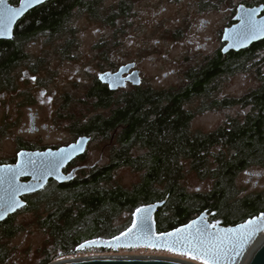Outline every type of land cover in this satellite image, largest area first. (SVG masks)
<instances>
[{
  "label": "trees",
  "instance_id": "trees-1",
  "mask_svg": "<svg viewBox=\"0 0 264 264\" xmlns=\"http://www.w3.org/2000/svg\"><path fill=\"white\" fill-rule=\"evenodd\" d=\"M228 1L200 0L199 5L206 10ZM239 4L252 7L264 5V0ZM131 8V0L109 7H104V0H51L30 11L16 25L12 40L0 41V93L12 83L11 73L19 63L32 61L25 57L30 41L39 36L50 43L58 41L59 56L72 60L76 30L70 22L75 16L108 26L116 37L119 30L123 32ZM231 24L230 19L226 27ZM108 40L94 47L102 65L109 63ZM33 61L40 69L42 59ZM237 74L249 76L255 85L240 97L220 98L222 82ZM71 98L64 96L58 120L78 135L99 138L107 145L109 159L67 184L51 183L31 198L29 208L43 204L44 211L34 215L53 242L40 264H51L59 257L56 251L60 256L75 254L74 249L84 241H109L122 235L128 226H117L116 220L154 203L165 202L154 217L158 234L176 230L202 213L222 227L264 214V193L241 197L235 185L242 172L264 168V41L239 53L223 56L219 49L202 57L183 70L182 83L176 87L154 89L141 83L110 92L94 78L75 97V103ZM72 108L81 112L62 113ZM227 108L237 109V114L217 129L208 133L192 130L197 115ZM122 168L139 177L128 188L113 179ZM188 173L211 181L210 190L189 192L184 186ZM13 233L14 228L8 227L2 238ZM4 257L0 247V263Z\"/></svg>",
  "mask_w": 264,
  "mask_h": 264
},
{
  "label": "rangeland",
  "instance_id": "rangeland-1",
  "mask_svg": "<svg viewBox=\"0 0 264 264\" xmlns=\"http://www.w3.org/2000/svg\"><path fill=\"white\" fill-rule=\"evenodd\" d=\"M119 1L104 0V7ZM199 1L131 0V16L128 17L123 32L119 30L116 37H113V30L108 26L86 16H75L70 22L76 30L72 60L60 57L57 53L58 41L50 43L45 36H39L26 44L27 54L31 58L42 59L43 63L40 64L37 76H30L26 68H18L15 73L16 90L12 95H0V127L3 125V117L8 113L6 105L9 106L8 122L11 123L9 130L0 134V157L13 156L15 139L18 137L31 142L41 139L45 145L68 141L70 137L63 133L66 130L64 124L60 120L55 124L62 98L67 94L72 98L81 95L92 79L99 73L111 71V67L115 65L135 63L142 83L154 89L181 85L183 70L188 65L196 63L202 57L213 55L221 48L220 32L232 20V5L236 7L245 0H229L219 7L206 10L200 8ZM103 39H109L110 45L109 63L104 62V65L98 61L94 49ZM32 77H36V82H33ZM254 85L253 79L244 74L230 76L222 82L219 97H240ZM41 92L44 93L43 97L40 96ZM21 93L32 95L35 104L23 106ZM35 114V127L38 132H33L30 119V115ZM235 114V108L207 111L196 116L191 128L208 133ZM101 153L104 156L100 166H104L109 159V150L105 149V143L94 144L89 148L87 164L99 162ZM113 179L117 184L128 188L139 177L129 169L122 168L114 173ZM211 185V181L200 180L193 173H188L184 179V186L189 192H206ZM235 185L241 197L264 193V168H252L242 172L237 176ZM134 215L122 214L116 220V225L128 226L129 230L134 224ZM36 220L37 216L29 213L20 214L14 220L13 235L0 239V247L5 255L0 264H40L44 251L50 250L53 242ZM209 224L218 225L216 222ZM103 250H79L77 247L74 249L75 254L70 256H60L56 251L55 255L59 257L51 264L92 257H154L199 264V261L189 260L174 252L152 248Z\"/></svg>",
  "mask_w": 264,
  "mask_h": 264
},
{
  "label": "water",
  "instance_id": "water-1",
  "mask_svg": "<svg viewBox=\"0 0 264 264\" xmlns=\"http://www.w3.org/2000/svg\"><path fill=\"white\" fill-rule=\"evenodd\" d=\"M12 0H5L6 6L11 8H19L20 3L16 6L11 4ZM51 0H44V3L29 8L22 16L16 18L11 25V32L7 36H0V41H10L13 38L15 27L18 22L30 11L44 5L46 2ZM4 6H0V11L3 10ZM256 10V19H264V5H257L248 7L244 4H238L233 13L232 24L225 27L221 33V48L220 53L225 56L229 53H239L251 47L254 44L264 41V38H259L247 42L244 46L235 45L233 33L234 30L240 25V17L242 12L245 10ZM235 45V46H234ZM123 69V72H121ZM133 70V71H132ZM132 71V72H131ZM104 73L112 74L106 77L104 80L100 79V76ZM119 73V76L116 74ZM98 77V81L108 87L110 92H116L118 90H124L127 85L131 87H138L141 84V79L138 70H135V64L129 63L122 66L117 72H103ZM89 138H79L75 143L69 146L62 147L56 151L48 150L39 154L23 153L18 156L17 164L15 166L0 167V213H3V219H0V223L5 221L9 216L15 214L18 210L25 207L19 198L21 196L39 192L45 188L49 181H54L60 185L71 182L74 178L75 172L72 171L69 175L64 176L62 169L72 160L78 156H82L85 153L86 146L89 142ZM79 147H74V146ZM71 154L70 156L68 154ZM67 157V158H65ZM21 178H31V181L27 184L19 182ZM18 201L21 205L14 211L4 212V208L11 201ZM165 205V202H159L144 206L140 209H146L143 213H135L134 223L131 232L126 231L124 233L109 241L93 240L83 243L79 246V250L84 249H126V248H152L155 250L169 251L167 247L163 246L166 243L171 242L173 238L166 235L158 234L155 230L154 217L157 212L161 210ZM204 217L203 224L200 225L205 229V238L208 233L213 234L223 240L221 245L223 252L221 254L219 264H242L248 255L251 248L255 245L256 241L262 236L257 234L247 244L243 245L241 251V236L246 231L245 228H241V225H248V221L233 227H222L217 225L211 227L208 222V215L202 213L197 218L190 221L188 224H192L193 221H199L201 217ZM258 218V217H257ZM253 218L251 220H257ZM250 221V220H249ZM258 224L264 226V220H258ZM186 224V225H188ZM180 228H185V226ZM178 228V229H180ZM177 230V229H176ZM176 230L166 232L175 233ZM231 230V231H227ZM118 238V239H117ZM159 238V239H158ZM95 242V243H92ZM153 244L157 245L153 247ZM179 248V245H176ZM172 252V251H170ZM240 255H237V253ZM54 264H188L181 261L165 259V258H125V257H92L84 259H75L68 261H60ZM246 264H264V239L262 243L254 250L252 255L247 260Z\"/></svg>",
  "mask_w": 264,
  "mask_h": 264
},
{
  "label": "snow or ice",
  "instance_id": "snow-or-ice-1",
  "mask_svg": "<svg viewBox=\"0 0 264 264\" xmlns=\"http://www.w3.org/2000/svg\"><path fill=\"white\" fill-rule=\"evenodd\" d=\"M19 3V8H11L6 6L5 0H0V6H4L3 10L0 11V36L9 35L11 32V25L16 18L22 16L29 8L44 3V0H19ZM233 37L235 45L239 46H244L247 42L255 39L264 38V19H256L255 9L243 11L240 17V25L234 30ZM121 72H123V69H121ZM111 75L110 73H104L100 76V79L104 80ZM116 75L119 76V73ZM31 79L33 82H36V77H32ZM40 96L43 97L44 93L41 92ZM48 102L50 103L51 101L49 100ZM74 147L79 146L77 145ZM20 155H23V153ZM68 155L70 156L71 154L69 153ZM20 206L18 201L13 200L6 205L4 212L9 210L14 211ZM145 211L146 209H137V213H143ZM3 218V213H0V219ZM258 220H264V214L258 217L257 220L248 221V225L251 227L241 225V228L246 229L240 238L241 251L243 245L256 237L257 234H264V226L258 224ZM203 221L204 217L202 216L199 221H193L192 224L186 225L185 228L177 229L175 233L162 234L173 238L171 242L163 246L181 257H186L192 261H199V264H219L223 252L221 247L223 240L211 233L207 234V237L210 238H205V229L200 226L203 224ZM135 227L136 225L134 223L133 228ZM211 227L216 226L212 225ZM128 231L131 232L132 229ZM124 235H127V233H124ZM176 245H179V248H177ZM156 246L157 245L153 244V247ZM81 247H83V245ZM237 255H240V253L238 252Z\"/></svg>",
  "mask_w": 264,
  "mask_h": 264
},
{
  "label": "flooded vegetation",
  "instance_id": "flooded-vegetation-1",
  "mask_svg": "<svg viewBox=\"0 0 264 264\" xmlns=\"http://www.w3.org/2000/svg\"><path fill=\"white\" fill-rule=\"evenodd\" d=\"M26 58L31 59L32 61H24L22 63H19V65L13 70V72L11 73V80L12 83L2 92L0 93V95H2L3 93H9V95H12V93L16 90V86H17V79L15 78V73L17 71L18 68H26L31 76L32 75H36L40 72L39 68H38V63L34 62L33 59L31 58L27 52H26ZM135 64V63H134ZM122 66H124V64L120 65V66H113L111 67V71H105V72H111V73H115L117 72ZM135 70H137L136 65H135ZM133 71V70H132ZM131 71V72H132ZM139 72V71H138ZM99 73L98 76L96 77L97 81H98V77L100 76ZM140 75V73H139ZM141 79V77H140ZM40 82V81H39ZM91 82V81H90ZM142 83V80H141ZM105 86V85H104ZM130 85H127V87H129ZM107 89L108 87L105 86ZM131 87V86H130ZM125 88V89H126ZM22 94V98L23 101L22 105L23 106H33L35 104L34 101V97L30 94L27 95L26 93H21ZM72 99V98H71ZM70 99V100H71ZM12 100V99H11ZM64 97L61 100V105L60 107L57 109V116L55 117L56 122L55 124H58L59 120V110L63 108L64 106ZM75 96L72 99V104L75 103ZM6 109L7 112L9 113V106L6 105ZM68 110V111H66ZM65 111H63L62 113L65 114H79L81 111L78 110H73L72 109H66ZM62 111V110H61ZM8 113L5 114V116L3 117V125L2 127H0V134H4L6 132V130H9L8 128H10L11 123L8 122ZM36 116L37 114L34 115H30V119H31V124H32V129L33 132H38V129L35 127V120H36ZM58 127V126H57ZM64 127L66 128V130L63 132L66 136H69L70 139L68 141H65L63 143L60 144H50V145H45L44 143H42V140L40 139L39 141H35V142H31V140H23L21 137H18L15 139V151L13 156H10L8 158H2L0 157V167H8V166H15L17 164V160H18V156L21 153H29V154H39V153H43L45 151L48 150H52V151H56L62 147H66L69 146L70 144L75 143L79 138H89V142L86 146V150L85 153L82 156H78L77 158H75L74 160H72L71 162H69L63 169H62V174L64 176L69 175L72 171H76L74 178L75 179L79 174H81L82 171L85 172H89L90 170H93L95 167L100 166V164L102 163L103 160V156L104 153H101L99 162H96L92 165L87 164V158H88V150L92 145H98L101 143L100 139L97 137H92V136H87V135H78V133L73 132L68 126L64 125ZM68 131V132H66ZM107 145L105 144V149H107L106 147ZM31 181V178H21L19 180L20 183L22 184H27L28 182ZM51 183L56 184V185H60L54 181H49L47 183V185L45 186L44 189H42L39 192H35V193H31V194H27L24 196H21L19 199L25 203V207L18 210L15 214L9 216L5 221L0 223V239H2V237H4V230L7 229L8 227H12L14 228V220L20 215V214H34L36 212H42L43 211V204L38 205L35 209L33 208H29V202L31 200V198H35L37 197V195H39L41 192H43L46 187H48ZM88 241H93V240H88ZM85 241V242H88ZM83 242V243H85ZM83 243H81L80 245H82ZM79 245V246H80ZM78 246V248H79Z\"/></svg>",
  "mask_w": 264,
  "mask_h": 264
},
{
  "label": "bare ground",
  "instance_id": "bare-ground-1",
  "mask_svg": "<svg viewBox=\"0 0 264 264\" xmlns=\"http://www.w3.org/2000/svg\"><path fill=\"white\" fill-rule=\"evenodd\" d=\"M264 237H260L255 245L251 248V250L249 251L248 255L246 256L245 260L243 261L242 264H246L247 260L249 259V257L252 255V253L254 252V250L262 243ZM125 258H129V257H125ZM134 258H139V257H134ZM140 258H147V257H140ZM148 258H154V257H148Z\"/></svg>",
  "mask_w": 264,
  "mask_h": 264
}]
</instances>
